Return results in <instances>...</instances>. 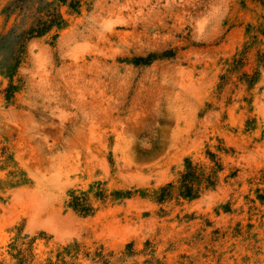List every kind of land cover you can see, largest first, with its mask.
<instances>
[{
	"label": "rangeland",
	"instance_id": "374dc122",
	"mask_svg": "<svg viewBox=\"0 0 264 264\" xmlns=\"http://www.w3.org/2000/svg\"><path fill=\"white\" fill-rule=\"evenodd\" d=\"M0 264H264V0H0Z\"/></svg>",
	"mask_w": 264,
	"mask_h": 264
},
{
	"label": "trees",
	"instance_id": "16d2710c",
	"mask_svg": "<svg viewBox=\"0 0 264 264\" xmlns=\"http://www.w3.org/2000/svg\"><path fill=\"white\" fill-rule=\"evenodd\" d=\"M77 5H79V2H73L71 3V8H75ZM60 19V17H56L51 19L50 21H47L45 23L48 24L46 25L47 27H44L42 30L35 31L37 32L38 36L42 35L44 32H47L50 27L55 25L57 21ZM188 171L187 173L183 176L182 182H181V194L184 197L187 198H196L198 197V192L195 189L196 184H199V174L197 168L193 167L191 163L187 167ZM171 187V185H169Z\"/></svg>",
	"mask_w": 264,
	"mask_h": 264
}]
</instances>
